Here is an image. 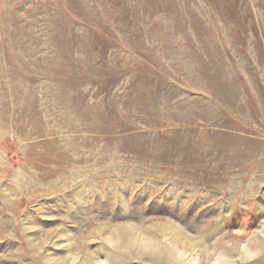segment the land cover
Returning a JSON list of instances; mask_svg holds the SVG:
<instances>
[{
	"label": "rangeland",
	"instance_id": "rangeland-1",
	"mask_svg": "<svg viewBox=\"0 0 264 264\" xmlns=\"http://www.w3.org/2000/svg\"><path fill=\"white\" fill-rule=\"evenodd\" d=\"M0 264H264V0H0Z\"/></svg>",
	"mask_w": 264,
	"mask_h": 264
}]
</instances>
